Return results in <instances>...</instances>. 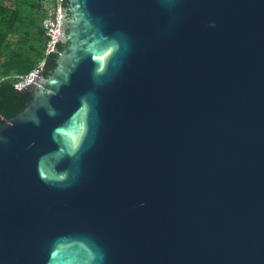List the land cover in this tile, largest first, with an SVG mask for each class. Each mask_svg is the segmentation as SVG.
Returning a JSON list of instances; mask_svg holds the SVG:
<instances>
[{
	"label": "water",
	"instance_id": "obj_1",
	"mask_svg": "<svg viewBox=\"0 0 264 264\" xmlns=\"http://www.w3.org/2000/svg\"><path fill=\"white\" fill-rule=\"evenodd\" d=\"M60 42L0 126V264H264V0H70Z\"/></svg>",
	"mask_w": 264,
	"mask_h": 264
},
{
	"label": "trees",
	"instance_id": "obj_2",
	"mask_svg": "<svg viewBox=\"0 0 264 264\" xmlns=\"http://www.w3.org/2000/svg\"><path fill=\"white\" fill-rule=\"evenodd\" d=\"M64 6L69 9L70 0H64ZM47 10L44 0H0V126L22 113L33 100L31 90H18L13 79L5 77L29 73L42 60L43 76H49L66 48V43L60 42L57 52L47 53L43 26ZM19 31L25 35L21 41L29 42L27 49L22 44L12 45L10 35Z\"/></svg>",
	"mask_w": 264,
	"mask_h": 264
},
{
	"label": "built area",
	"instance_id": "obj_3",
	"mask_svg": "<svg viewBox=\"0 0 264 264\" xmlns=\"http://www.w3.org/2000/svg\"><path fill=\"white\" fill-rule=\"evenodd\" d=\"M58 3L54 4L53 7L48 8L47 14L43 20V26L46 31L47 37V53H51L54 50L58 34L63 22V8L64 0H57ZM44 62L38 64L32 71L29 73H15L5 78H12L15 84V87L18 90H30L32 86L40 85L42 80L41 76L43 75ZM4 78V79H5Z\"/></svg>",
	"mask_w": 264,
	"mask_h": 264
},
{
	"label": "rangeland",
	"instance_id": "obj_4",
	"mask_svg": "<svg viewBox=\"0 0 264 264\" xmlns=\"http://www.w3.org/2000/svg\"><path fill=\"white\" fill-rule=\"evenodd\" d=\"M57 0H44V4H46V7L47 8H51V7H53L54 6V4H57L58 5V3L56 2ZM21 36L22 37H24L25 35L21 32V31H19V32H17V33H14V34H11L10 35V38H11V40H12V45H14V46H17V45H19V44H22V45H24V47H25V49H27L28 47H29V42H27L26 40L25 41H21ZM24 40V39H23ZM38 45V44H37ZM43 62V60L42 61H40V63H42ZM3 69V68H2ZM39 87V85H36L33 89H32V92H34L35 93V91L37 90V88Z\"/></svg>",
	"mask_w": 264,
	"mask_h": 264
}]
</instances>
